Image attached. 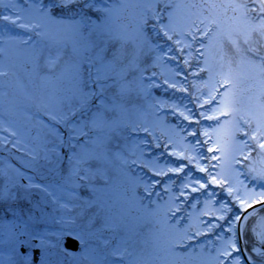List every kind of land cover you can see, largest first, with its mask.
I'll list each match as a JSON object with an SVG mask.
<instances>
[{
  "label": "rangeland",
  "instance_id": "374dc122",
  "mask_svg": "<svg viewBox=\"0 0 264 264\" xmlns=\"http://www.w3.org/2000/svg\"><path fill=\"white\" fill-rule=\"evenodd\" d=\"M146 2L104 0L105 6H117L106 24L113 29L131 31L141 15L150 14L144 6ZM182 2L195 4L200 0ZM17 3L27 7L28 0H17ZM198 12L194 8L178 9L176 21L184 23L186 19H196L194 14ZM0 14H3L2 10ZM91 31L95 39L100 29L93 27ZM79 39L71 34L68 25L49 23L35 31H26L10 22L0 21V128L3 129H0V136H11L15 140L8 128L20 132L28 155L35 149L43 156L41 141L47 129L41 121H48L42 113L58 110L57 99L67 87V82L59 79L55 72L50 73V78H44L45 61L60 56L63 63L68 58L65 54L72 51L73 41ZM160 39H163V33ZM152 43L156 44L157 40ZM202 43L208 47L200 50V58L196 59L194 54L189 60L193 68L199 66V71L185 70L182 63L177 68L171 60L172 53L162 54L165 48L149 51L145 47L139 54V67L127 69L124 76L131 82L129 89L123 95L117 88L111 89L117 94L121 107L108 113L116 126L105 132V152L98 162H92L94 171L88 174L87 183L79 179L84 175L83 171L79 176L69 174L66 156L59 163L42 158L33 162L30 155H23L19 149L6 151L0 143V151L7 154L6 159L0 160V188L9 181L15 185L11 191L16 198L7 201H17L15 207L25 210L29 203L34 206L35 221L30 228L36 244H43L47 255L54 257L55 250H60L57 241L61 230L75 228L83 233L88 251L85 258L78 247L70 264H118L113 259L118 252L135 256L138 264H213L217 250L234 232L228 230V225L223 230L218 227L206 229L201 225L209 223V213L215 214L220 202H226L232 212L239 208L226 193L224 181H228L227 187L238 189L236 195L241 199L246 198L243 195L245 188L259 191L264 187L258 175L264 171V150L250 134L246 136L233 131L236 121L243 126L251 120L249 127L255 129L260 117L259 106L264 104V76L258 70L241 65L240 53L227 42L221 44L213 37ZM125 50L131 53L133 46L128 44ZM225 52L232 61L234 75L229 78L235 82L238 103L230 105L236 110L231 114L222 109L221 115H215L212 109L221 103L218 96L227 85L220 82L211 102L200 104L198 97L207 96L219 79V73L227 71L226 65L222 69L220 59ZM177 72H183L185 79L176 75ZM237 72L251 75L238 76L235 75ZM174 84L176 87H171ZM174 106L180 107V113L175 112ZM182 113L194 114L196 119L187 120ZM193 128L198 131L193 133ZM60 131L67 136L66 129L61 127ZM212 144L216 147L212 148ZM60 151L66 153L67 149ZM178 152H183L184 157L175 155ZM188 156L203 157L199 162L205 166L211 162L215 171L213 168L208 170L217 175L221 184L214 185L209 181L207 190L181 188L182 184L205 175L187 160ZM178 161L188 165L191 180L185 172L171 171ZM151 164H167L168 167L163 169L167 180L154 175L149 170ZM30 165L34 171L23 169ZM16 169L24 175L18 176ZM17 180L19 184H16ZM150 180H159L160 184L146 189ZM192 187L197 186L193 183ZM184 192L188 193L187 197ZM248 213L246 220L242 218L240 223L237 221L232 225L233 229L236 224L243 227L247 238L264 231V208ZM230 215L224 214L226 218ZM222 223L221 219L216 220L217 225ZM185 236L188 239L182 240ZM63 258L57 259L56 264H66L64 253Z\"/></svg>",
  "mask_w": 264,
  "mask_h": 264
},
{
  "label": "snow or ice",
  "instance_id": "6c2138e0",
  "mask_svg": "<svg viewBox=\"0 0 264 264\" xmlns=\"http://www.w3.org/2000/svg\"><path fill=\"white\" fill-rule=\"evenodd\" d=\"M144 6L150 14L141 15L134 29L128 31L127 29H113L106 24L117 6L112 4L105 6L104 0H28L27 7L17 3V0H0V10L3 13L0 14V21L10 22L26 31H35L49 23L68 25L71 34L80 38L79 41H73L72 51L65 54L68 58L63 63L60 62V56L49 57L45 61L47 71L44 73V78H50V73L55 72L59 79L67 82V87L64 89V94L57 99L58 110L42 113L48 121V123L41 121L47 129L41 141L43 156L41 157L35 149H32L29 155L33 162L42 158L59 163L66 156L69 174L76 173L79 176V172L83 171L84 175L79 176V179L87 183L90 178L88 174L94 171L91 167L92 162H98L105 152V132L114 130L116 126V121L110 119L108 113L110 110L121 107L117 94L111 89L117 88L120 95L129 89L131 82L125 80L124 76L127 69L139 67V54L145 47L149 51L165 48L166 51L162 54L168 56L172 53L171 60L177 68L182 63L185 70L199 71V66L193 68L189 60L194 54L195 58L199 59L202 55L200 50L208 47L202 41H211L215 37L219 43L227 42L240 53L239 63L241 65L258 70L261 76H264V0H200L195 4H184L182 0H176L175 3L170 0H156L155 3L147 0ZM181 8L198 9L199 12L194 14L196 19H186L184 23H178L176 15L177 10ZM93 27L100 29L95 39L91 31ZM85 28L89 31L85 32ZM161 33H163V39H160ZM174 37L178 38L174 39ZM10 38L19 39V37ZM26 38L30 39V37ZM154 39L157 40L156 44L152 43ZM128 44L133 46L131 53L125 50ZM220 59L222 69L226 65L227 71L222 70L219 73V79L207 96L198 97L200 104L211 102L220 82L227 85L222 95L218 96L221 103L212 109L215 115H221L222 109L231 114L236 110L230 105L238 103L234 91L235 82L229 78L234 75L232 61L226 52ZM205 64H207L206 60ZM176 75L185 79L183 72H177ZM235 75L250 76L251 73L237 72ZM211 77L212 73L209 70V78ZM171 87L175 88L176 85ZM174 107L175 112L180 113V107ZM259 111L260 117L255 129L249 127L251 120L244 122L243 126L240 121H236L233 131L242 132L246 136L250 134L251 138L258 140L260 148L264 150V104L259 106ZM182 115H186L187 120L190 121L196 119L194 114L182 113ZM200 115L203 116L204 113L201 112ZM61 127L66 129L67 136L60 131ZM143 131L146 133L147 129ZM192 131L196 133L198 129L193 128ZM8 132L16 139L13 140L11 136L7 138L0 136V143L5 146V150L25 151L26 147L21 139V133L13 132L11 128H8ZM193 138L195 139V136ZM197 146H199V141H197ZM215 147L216 145L212 144V148ZM61 148H66L67 152L62 153ZM175 155L184 157L183 152L175 153ZM201 159L204 158L187 157V160L205 175L202 179L182 184L181 188L197 191L199 188L207 190L209 181L214 185L221 184L217 175L208 170L213 168L215 171L211 162L205 166L199 162ZM167 167V164L163 166L151 164L149 170L154 175L167 180L163 171ZM187 167V164L178 161L177 166L172 167L171 171L173 173L185 172L191 180L192 172L187 171ZM16 172L18 176L24 175L20 169H16ZM258 175L261 177L260 182L264 184V171ZM28 179L31 180L30 175ZM193 183L197 186L195 189L192 187ZM16 184H19L18 180ZM159 184V180H150L146 189ZM224 184L229 198L234 200L239 208L237 212H232L226 202H220L217 212L209 213L211 217L209 223L201 225L206 229L218 227L220 230L228 225V230L234 232V235L223 242L217 250L213 264H264V231L257 234L256 241L249 243L243 227L232 228L233 224L242 219L238 214L239 209H250L249 201L257 203V197L260 202H264V187H261L259 191L255 188H245L243 195L246 198L241 199L239 195H236L238 189L227 187L228 181H224ZM13 186L15 185L5 181L4 187L0 188V201L16 198V194L11 191ZM22 187L27 186L22 185ZM187 195L188 193L184 192V196L187 197ZM62 206L67 207L68 205ZM33 207L29 203L27 210L15 206L5 209L6 213L11 212V217L6 215L3 219L7 229L0 234V245H3L6 251L3 253L5 258L0 259V264H47V253L43 250V244H33L36 237L29 224L34 218ZM225 213H231L230 217L226 218ZM249 214H252L251 210ZM217 219H221L223 223L217 225ZM243 219L246 220L247 216ZM58 237L57 244L63 252L71 255L77 254L64 247L65 243L71 242L72 247H79L80 254L87 258L88 244L83 233L75 228H69L61 230ZM181 239H188V237H181ZM22 247L27 248V251H21ZM36 247L42 249L39 260L34 259Z\"/></svg>",
  "mask_w": 264,
  "mask_h": 264
},
{
  "label": "flooded vegetation",
  "instance_id": "af4514ba",
  "mask_svg": "<svg viewBox=\"0 0 264 264\" xmlns=\"http://www.w3.org/2000/svg\"><path fill=\"white\" fill-rule=\"evenodd\" d=\"M2 129V128H0ZM3 130V129H2ZM20 153H22L23 155H28L25 151H20L18 150ZM67 152V151H66ZM29 156V155H28ZM6 159L7 158V154H5L3 151H0V160H3V159ZM13 159H15L13 157ZM23 169H27L29 171H34V169H31V165L28 166V167H23ZM259 198L257 199V203H259ZM17 201H14V200H11V201H0V234H2L4 231H6L7 229V225H5L3 223V219L4 217L7 215L8 217H11V212H5V209H10L11 206H15L17 205ZM253 203L249 202V205L251 206ZM256 204V203H254ZM264 208V203L260 204V205H257V206H254L252 209H251V212H254L255 210L257 209H262ZM247 209H243L242 211H238V213H243L245 212ZM250 213V212H249ZM248 213V214H249ZM33 221H35L34 219H32L29 224H30V227H33L34 226V223ZM32 229V228H31ZM258 238V235L255 236V234L249 236L247 239L249 240V243H252L254 241H256ZM33 244L34 245H37L36 244V239L33 240ZM64 247L65 244H64ZM70 249V248H69ZM41 247H36L35 248V257L34 259L36 260H39V257H40V252H41ZM6 251V248L3 246V245H0V259H4V255L3 253ZM21 251H27V248H21ZM70 251L73 253L74 250L70 249ZM63 253L65 254V257L67 258V263L66 264H70L72 263L71 262V257L72 255L71 254H67L65 252H63L60 248V250L56 249L55 252H54V257H50L49 255L46 256V260H47V264H56V261L57 259H64L63 258ZM55 258V260H53ZM113 259L114 260H117L118 261V264H138V259H136L135 256L131 255L130 253H127V252H118L116 254H114L113 256Z\"/></svg>",
  "mask_w": 264,
  "mask_h": 264
},
{
  "label": "water",
  "instance_id": "95a60500",
  "mask_svg": "<svg viewBox=\"0 0 264 264\" xmlns=\"http://www.w3.org/2000/svg\"><path fill=\"white\" fill-rule=\"evenodd\" d=\"M260 204H262V203H259V204H257V205H260ZM253 207H254V206H253ZM253 207H251L250 209H247L244 213H242L241 217L243 218V217L246 215V213H248ZM65 246H66L67 248L72 249V250H77V249H78V247H72L71 242L65 243Z\"/></svg>",
  "mask_w": 264,
  "mask_h": 264
}]
</instances>
